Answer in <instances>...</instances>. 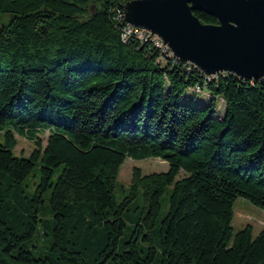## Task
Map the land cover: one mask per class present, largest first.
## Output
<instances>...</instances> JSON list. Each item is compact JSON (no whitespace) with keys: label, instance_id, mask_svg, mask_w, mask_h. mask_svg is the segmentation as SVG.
Wrapping results in <instances>:
<instances>
[{"label":"trees","instance_id":"trees-1","mask_svg":"<svg viewBox=\"0 0 264 264\" xmlns=\"http://www.w3.org/2000/svg\"><path fill=\"white\" fill-rule=\"evenodd\" d=\"M130 1L0 0V264H264V230L232 227L236 199L264 210V79L157 63L121 39ZM197 87L208 105L185 97ZM16 136L34 143L29 156L16 155ZM127 159L169 169L135 168L118 201ZM150 233L157 247L142 244Z\"/></svg>","mask_w":264,"mask_h":264},{"label":"water","instance_id":"water-1","mask_svg":"<svg viewBox=\"0 0 264 264\" xmlns=\"http://www.w3.org/2000/svg\"><path fill=\"white\" fill-rule=\"evenodd\" d=\"M194 12L217 24H203ZM124 23L157 35L204 76L264 79V0H133L125 5Z\"/></svg>","mask_w":264,"mask_h":264},{"label":"rangeland","instance_id":"rangeland-1","mask_svg":"<svg viewBox=\"0 0 264 264\" xmlns=\"http://www.w3.org/2000/svg\"><path fill=\"white\" fill-rule=\"evenodd\" d=\"M197 93L195 95V93ZM197 88L189 90L185 97L192 98L198 105H208L211 101V94L209 91L204 90L202 93ZM194 93V94H193ZM217 117H224L226 113V107L224 101L220 98L217 100ZM49 132L39 134L40 139L45 146L48 141ZM17 147L15 153L18 156H29L34 150L35 145L27 139L16 136ZM0 140L3 141V134L0 133ZM139 168L142 175H149L153 173L167 172L169 169L168 164L161 159H149L144 161H134L127 159L121 167L118 182L115 188V194L118 201H122L126 195H130V185L133 178V170ZM40 178V168L36 166L30 176L26 179L24 186L28 192H32L35 188V184ZM123 189L125 191H123ZM172 191V187H169L161 199V215H165L169 209V196ZM143 189H139L135 199L130 204L129 213L126 215V223L128 225L127 234L131 232V229L135 226L136 219L143 208ZM248 225L253 227V236L256 237L261 231L264 230V210L254 206L249 201L238 198L234 204V218L232 221V227L234 233L244 229ZM150 240L143 241L142 244L157 247L156 239L153 233H150Z\"/></svg>","mask_w":264,"mask_h":264},{"label":"built area","instance_id":"built-area-1","mask_svg":"<svg viewBox=\"0 0 264 264\" xmlns=\"http://www.w3.org/2000/svg\"><path fill=\"white\" fill-rule=\"evenodd\" d=\"M117 20L122 22L121 39L123 42H129L131 40H136L140 44H142V46L148 45L150 48H152L158 53L157 63L161 65L171 64L172 66H178L179 63L181 64L183 63L174 57V55L169 50V48L164 44V42L157 35H154L151 32L138 28V27L126 25L124 23V12L118 11ZM185 64H186V67H188V70H190V68L197 69L191 63H185ZM205 77L207 78V80H212L216 76L215 77L205 76ZM197 89L200 90V88L198 87Z\"/></svg>","mask_w":264,"mask_h":264}]
</instances>
